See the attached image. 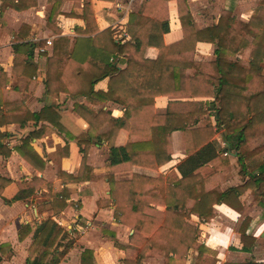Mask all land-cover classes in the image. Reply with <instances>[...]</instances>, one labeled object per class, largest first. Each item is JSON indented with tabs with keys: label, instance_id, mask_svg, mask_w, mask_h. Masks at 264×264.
Instances as JSON below:
<instances>
[{
	"label": "trees",
	"instance_id": "16d2710c",
	"mask_svg": "<svg viewBox=\"0 0 264 264\" xmlns=\"http://www.w3.org/2000/svg\"><path fill=\"white\" fill-rule=\"evenodd\" d=\"M65 1L81 0H47L51 5L47 26L58 36L53 39L52 56L47 57L46 91L114 101L124 107L121 118H108L109 129L96 131L95 120H106L105 113L94 116L87 107L74 104V111L90 125L87 133L76 137L84 144L81 169L86 167L91 140L104 142L109 148L107 180L115 204L114 219L135 230L130 242L139 248V255L135 261L125 260L124 264H142L145 257L155 252H164L167 264L170 255L183 260L191 249L198 252L197 263L204 264L212 251L197 242V229L185 218L195 213L210 221L215 217L214 205L218 203L240 210L239 196L248 188L256 187L257 193L264 196V74L260 71V63L264 62V16H259L264 11V0H259L255 13L246 22L231 16L220 17L216 24L204 28L194 22L187 0H175L182 37L171 43L165 42L164 35L169 32L168 3L172 0H142L138 11L129 14L125 29L129 39L124 42L115 40L112 28L98 29L91 0H84L82 6L73 7L68 13L61 11ZM36 4L37 0H0V32H7L15 42L14 72L17 74L21 64L34 69L30 62L34 49L45 46L46 42L26 40L27 25L18 32L9 30L3 11L6 8L25 11ZM61 14L85 22L83 29L75 28L78 36L71 49L69 39L55 25ZM197 42L215 43L214 61L194 60ZM148 47L158 49L154 60L145 57ZM237 53L246 55L247 61L232 60L231 56ZM41 55L47 56L45 52ZM120 55L126 60L123 69L114 62ZM105 78H109L107 90L95 91L94 85ZM160 96L212 97L207 104L213 113H207L198 101L176 100L168 103L165 113L158 114L154 102ZM29 117L34 121L47 118L58 130H63L58 115L50 107L30 113ZM122 128L127 131L128 139L124 146L116 147L114 140ZM177 129L183 132L187 154L177 167L180 176L176 171L157 177L133 173L129 181L121 183L127 196L118 198L119 183L114 180V173L134 165L154 168L155 154L171 155V133ZM219 130H223L229 149L237 153L241 175L247 177L242 185L225 190L220 189L218 171L229 160L213 140ZM1 138L0 132V141ZM256 140V146H249ZM22 147L23 151L29 148L37 158L27 140ZM71 180L77 181V178L71 177ZM21 191L5 202L24 197ZM137 194L161 198L165 209L156 210L148 202L136 199ZM52 232L54 240L62 230L51 220L37 228L41 240ZM109 237L117 247H123L113 235ZM53 240L45 243L46 251L53 246ZM90 259L91 252L86 250L80 264H90ZM208 260L211 264L215 262L211 256Z\"/></svg>",
	"mask_w": 264,
	"mask_h": 264
},
{
	"label": "crops",
	"instance_id": "0c3cea01",
	"mask_svg": "<svg viewBox=\"0 0 264 264\" xmlns=\"http://www.w3.org/2000/svg\"><path fill=\"white\" fill-rule=\"evenodd\" d=\"M83 1H65L61 11L68 13L73 7L82 6ZM141 2L142 0H91L98 29L110 27L114 30L115 40H128L125 29L129 14L137 12ZM258 2L259 0H187L191 15L199 28L216 24L220 17L231 16L246 22L255 13ZM50 8L47 0H37L36 6L25 11L17 12L11 8L3 11V20L9 30L18 32L23 25H27L26 40H50L51 44L45 48L47 56L41 55L39 47H35L30 59L34 69L24 68L21 64L17 68V74L14 72L15 42L10 34L0 32V132L3 134L0 141L3 145L0 150V264H80L86 250L91 252L90 264H124L125 260L135 261L139 248L130 242L135 230L114 219L115 204L107 180L109 148L104 142L92 139L87 151L86 167L81 169L84 144L76 137L87 133L90 125L74 111V104H81L94 116L104 112L107 119L95 120L94 125L96 131H104L109 129L108 118H121L124 107L114 101L72 97L63 91L47 93V57L52 56L53 39L58 36L47 26ZM168 9L169 32L164 35V39L166 43H171L181 39L182 29L175 0L168 3ZM259 16H264L263 10L259 12ZM55 25L61 35L69 39L71 49L78 36L75 28L83 29L85 22L80 18L61 14ZM244 37L250 40L247 34ZM215 48V43L197 42L194 60L214 61ZM157 55V48L146 49L145 57L154 60ZM231 59L247 61L246 55L238 53L231 56ZM125 61L122 55L114 59L120 69L126 66ZM260 71L264 74V62L260 63ZM108 81L109 78L98 81L94 90L105 92ZM176 100L198 101L207 113H213L212 107L207 104L213 100L212 97L166 96L155 99V113H165L168 103ZM45 107H50L58 115L62 131L47 118L34 121L29 117L30 113H39ZM51 118L54 116L51 115ZM211 119L214 124V117L211 116ZM219 131L213 140L229 160V164L218 171L220 189L225 190L242 185L247 177L240 173L241 164L236 151L229 149L223 130L221 133ZM127 139V131L119 129L114 145L124 146ZM25 140L37 154V158L31 155L29 148L23 151L22 144ZM171 142V155L164 152L155 154L154 168L134 165L131 169L124 168L114 173L113 178L119 183L118 198L127 196L121 183L129 181L133 173L157 177L176 171L180 176L177 167L187 158L182 130L177 129L171 133ZM262 142L263 140L260 143ZM257 144L256 140L254 146ZM71 177L77 178V181L71 180ZM20 191L24 197L10 203L5 202ZM136 199L148 202L156 210L165 209V202L159 197L137 194ZM239 201L240 210L224 203L215 204V217L207 222L195 213H190L185 218L187 223L196 227L197 242L212 251L209 256L214 258V264L264 263V196L257 193L256 187L248 188L241 193ZM46 220H51L62 230L54 240L53 232L42 240L37 236V228ZM109 235H113L123 247H117ZM52 240L53 246L46 251L45 243L49 244ZM197 255L198 252L192 249L183 260L170 255L167 264H198ZM209 256L204 264L212 263L208 260ZM142 264H165L164 252L149 254Z\"/></svg>",
	"mask_w": 264,
	"mask_h": 264
},
{
	"label": "built area",
	"instance_id": "2783aa9c",
	"mask_svg": "<svg viewBox=\"0 0 264 264\" xmlns=\"http://www.w3.org/2000/svg\"><path fill=\"white\" fill-rule=\"evenodd\" d=\"M45 42H46L45 46L38 48L39 52H45L46 46L51 44L50 40H46Z\"/></svg>",
	"mask_w": 264,
	"mask_h": 264
},
{
	"label": "rangeland",
	"instance_id": "374dc122",
	"mask_svg": "<svg viewBox=\"0 0 264 264\" xmlns=\"http://www.w3.org/2000/svg\"><path fill=\"white\" fill-rule=\"evenodd\" d=\"M258 4V3H257ZM172 27L174 28V25L172 24ZM220 133L222 132L221 130L219 131ZM255 141H253V142H251V143H249V146H254L255 145ZM220 148V147H219Z\"/></svg>",
	"mask_w": 264,
	"mask_h": 264
},
{
	"label": "water",
	"instance_id": "95a60500",
	"mask_svg": "<svg viewBox=\"0 0 264 264\" xmlns=\"http://www.w3.org/2000/svg\"><path fill=\"white\" fill-rule=\"evenodd\" d=\"M223 138H224V134H222ZM226 148H224V151H225Z\"/></svg>",
	"mask_w": 264,
	"mask_h": 264
}]
</instances>
